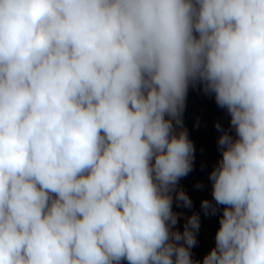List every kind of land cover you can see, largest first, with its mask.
Segmentation results:
<instances>
[{
	"label": "clouds",
	"instance_id": "1",
	"mask_svg": "<svg viewBox=\"0 0 264 264\" xmlns=\"http://www.w3.org/2000/svg\"><path fill=\"white\" fill-rule=\"evenodd\" d=\"M196 86L235 133L202 264H264V0H0V264H201Z\"/></svg>",
	"mask_w": 264,
	"mask_h": 264
},
{
	"label": "trees",
	"instance_id": "2",
	"mask_svg": "<svg viewBox=\"0 0 264 264\" xmlns=\"http://www.w3.org/2000/svg\"><path fill=\"white\" fill-rule=\"evenodd\" d=\"M191 90L189 89L187 100H186V108L184 111V117L183 122L184 126L188 131L189 139L195 143L200 152H203L204 159L201 162V167L205 170L206 176H207V183L209 191L208 193H211V182L208 179L209 173L212 171L213 167L217 164L219 161V155L217 147V141L218 136L214 135L211 131L206 130L200 122L195 119L194 117L190 116L188 112V103L190 98ZM192 174L193 170L186 176L181 178L182 182V188L183 190L188 194V196H191V180H192ZM212 200V198H211ZM222 208L223 206H218V211L215 215L209 214L204 215L200 222V229L199 232L196 235L197 243L196 245L191 249L192 259L196 261H201L204 255H206L210 249H212L215 246V235L219 228V217L222 214ZM188 208L179 207L177 208L175 203L173 205V211L180 212L184 214V211H186ZM186 222L185 215H183L182 218L179 219L177 228L179 230H183V225ZM124 264H127L125 261Z\"/></svg>",
	"mask_w": 264,
	"mask_h": 264
},
{
	"label": "rangeland",
	"instance_id": "3",
	"mask_svg": "<svg viewBox=\"0 0 264 264\" xmlns=\"http://www.w3.org/2000/svg\"><path fill=\"white\" fill-rule=\"evenodd\" d=\"M191 90L189 103H188V114L195 119H197L202 127L206 130L211 131L214 135H220V132L217 131L215 125L219 122L222 127L229 131L230 134L235 135L234 130H231L229 127L230 116L227 113L226 109L220 108L217 106L214 96L205 94L199 86L190 87ZM183 118L184 114H183ZM195 145V159L193 164V174L191 180V200L192 208L184 211L185 219L191 216L193 213H199L200 222L204 212L201 210V201L203 199L211 200V193H208V183L205 170L201 167V162L204 159L203 152L199 151L198 146ZM218 151V149H216ZM219 158H221V153L218 151ZM198 184L203 185V187H197ZM179 187L182 188L181 179L179 181ZM175 203V202H174ZM173 203V205H174ZM179 229V228H178Z\"/></svg>",
	"mask_w": 264,
	"mask_h": 264
}]
</instances>
